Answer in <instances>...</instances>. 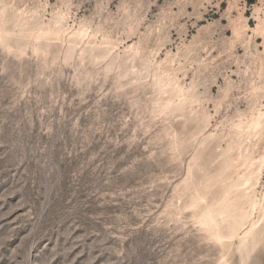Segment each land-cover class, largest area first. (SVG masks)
I'll return each mask as SVG.
<instances>
[{"label":"rangeland","instance_id":"1","mask_svg":"<svg viewBox=\"0 0 264 264\" xmlns=\"http://www.w3.org/2000/svg\"><path fill=\"white\" fill-rule=\"evenodd\" d=\"M262 26L264 0H0V264H264Z\"/></svg>","mask_w":264,"mask_h":264},{"label":"bare ground","instance_id":"2","mask_svg":"<svg viewBox=\"0 0 264 264\" xmlns=\"http://www.w3.org/2000/svg\"><path fill=\"white\" fill-rule=\"evenodd\" d=\"M5 16V15H4ZM62 17V16H61ZM263 27V26H262ZM262 31H263V35H264V27L261 29ZM49 37H47L46 39H48ZM176 89V88H175ZM191 102V101H190ZM178 104V103H177ZM202 106V105H201ZM263 115H260V117H259V120L255 123V125H257V127H259L261 124H262V122H263V120L262 119H264V117H262ZM261 120V121H260ZM210 144H211V142H210ZM209 145V144H208ZM246 152H247V150H246ZM203 153V152H202ZM204 154V153H203ZM243 154V153H242ZM247 157V156H246ZM235 158V157H234ZM252 159V158H251ZM237 160V159H236ZM239 160V159H238ZM243 161V160H242ZM238 162V161H237ZM262 162V161H261ZM221 163V162H220ZM258 163H259V161H258ZM222 164V163H221ZM221 164L219 165V167L221 166ZM249 164V163H248ZM231 166V165H230ZM260 166H264V160H263V162H262V164L260 165ZM218 167V168H219ZM232 167V166H231ZM221 168V167H220ZM239 168V167H238ZM241 168V167H240ZM239 168V169H240ZM242 169V168H241ZM260 168H257L256 170H254V171H250L249 173H248V175H246V176H242V177H238L239 179H238V182L234 185V184H232L233 185V187H232V191H234V193H235V195H236V200L238 199V198H241V197H249V195H250V193L252 192V189H253V187L255 186V184H256V182H257V180H258V175H259V173H258V170H259ZM227 170V169H226ZM230 170V169H229ZM233 170H234V168H233ZM232 170V171H233ZM247 171V170H246ZM220 172H222L223 173V171H220ZM237 172V171H236ZM262 172V171H261ZM222 173H220V175L222 176V175H224V174H222ZM232 174V173H231ZM244 174V173H243ZM225 175H226V173H225ZM228 175V174H227ZM226 175V176H227ZM219 176V175H218ZM232 176V175H231ZM223 177V176H222ZM221 177V178H222ZM230 177V176H229ZM217 178V177H216ZM223 178H225L226 179V177H223ZM223 178H222V180H223ZM232 178V177H231ZM210 179V178H209ZM236 179V178H235ZM217 180H218V178H217ZM220 180V179H219ZM209 181V180H208ZM215 181V180H214ZM213 182V181H212ZM231 188V187H230ZM228 189V188H227ZM230 190V191H231ZM227 192V191H226ZM252 194V193H251ZM251 196V195H250ZM203 198H205V197H203ZM202 198V199H203ZM204 200V199H203ZM217 200V199H216ZM226 200V199H225ZM233 200H235V197H234V199ZM250 200V199H249ZM251 201V200H250ZM212 204H214V203H212ZM248 204V203H247ZM246 204V205H247ZM250 205L251 206H255V203L253 202V201H251L250 202ZM220 206H237L236 205V203H229V202H226V201H224V199H223V202L220 204ZM264 206V205H263ZM241 208V207H240ZM228 210L227 209H224V210H218L217 212H216V215H215V212L213 213V212H210L209 213V217L208 218H210V222H211V220H212V222L213 221H215L216 220V218H215V216L217 217V216H222V215H225L226 214V212H227ZM258 214H259V211L257 212V215H256V217L258 216ZM264 217V207H263V209H262V213H261V217H260V219H258L259 221L257 222V224H255L254 226H253V228H255L258 224H259V222L260 221H262L263 218ZM256 219V218H255ZM263 222V221H262ZM214 223H216V222H214ZM213 223V226L215 225ZM244 224H246L245 222H244ZM209 226H210V224H209ZM213 226L211 227V228H213ZM245 226V225H244ZM214 229V228H213ZM212 229V230H213ZM215 230V229H214ZM218 233V232H217ZM237 233H239V232H237ZM234 237V236H233ZM229 237H227L226 239H228ZM235 239V238H234Z\"/></svg>","mask_w":264,"mask_h":264}]
</instances>
